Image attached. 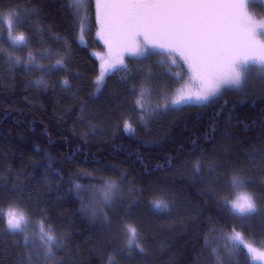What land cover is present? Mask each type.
Listing matches in <instances>:
<instances>
[{
  "label": "trees",
  "instance_id": "obj_1",
  "mask_svg": "<svg viewBox=\"0 0 264 264\" xmlns=\"http://www.w3.org/2000/svg\"><path fill=\"white\" fill-rule=\"evenodd\" d=\"M17 7L33 11L25 20L30 48H21L15 55L26 56L35 48L61 50L63 39L57 40L56 35L69 39L71 52L68 71L45 77L47 88L34 83L40 72L25 71L22 65L12 67L6 55L0 57L3 205L7 207L9 199L19 197L23 190V202L32 220H38L43 210L57 233L66 236L62 255L71 264H107L108 254L123 244L119 227L126 213V222H135L141 230L146 254L134 251L129 258L117 256L115 264H214L212 249H223L224 244L217 236L227 231L225 224L241 230V221L217 203L218 196L228 194L227 179L208 195L211 180L230 169L208 176L209 167L236 164L250 168L246 175L253 183L245 190L264 197V82L256 69L249 74L244 91L230 89L210 103L161 111L141 123L127 93L119 100L106 83L97 90L94 79L99 62L88 45L74 39L77 28L73 27L70 0H0L4 12ZM89 7L91 31L86 41L94 48L98 46L94 43L93 0ZM0 46L13 51L7 44ZM166 62L158 61V54L145 62L144 70L151 66L157 74L149 81L156 89L153 103L165 84L169 91L178 86L168 78ZM122 76L111 75L110 79ZM64 77L69 79L68 88L60 84ZM131 83L140 85V80ZM121 114L134 122V132L123 130ZM203 157L207 159L202 160L197 174L194 164ZM81 172L92 175L83 178L77 175ZM118 178L122 179V192L104 214L94 217L92 211L83 210V205L99 201L103 195L94 193L91 185L102 189L101 181ZM76 184L83 185L84 190L78 191ZM137 197L139 202L131 205ZM159 198L169 201L171 207L155 209L151 202ZM96 207L103 205L97 203ZM258 207L264 209V199ZM213 225L216 231L210 232ZM261 225L264 212L245 222L243 231L254 234L248 238L259 242L264 240ZM17 240L22 237L4 234L0 223V264H20L21 249L14 246ZM220 255L223 257L224 252ZM225 264H248V258L241 255L229 261L225 257Z\"/></svg>",
  "mask_w": 264,
  "mask_h": 264
},
{
  "label": "snow or ice",
  "instance_id": "obj_2",
  "mask_svg": "<svg viewBox=\"0 0 264 264\" xmlns=\"http://www.w3.org/2000/svg\"><path fill=\"white\" fill-rule=\"evenodd\" d=\"M90 3L91 0H70L73 27L77 28L74 39L80 45L86 44V36L91 31ZM257 4L264 6V0H95L96 37L103 40L107 49L104 54H96L100 61L98 75L94 79L97 90L106 77L118 72L124 74L121 79L125 81L140 80L139 90L133 83L127 95L135 96L132 110L139 112L138 121L145 123L147 117L159 115L161 111H178L183 106L203 104L225 89L244 91L253 68L264 82V19H257L251 10ZM30 11L33 10L19 7L10 8L7 12L0 10V45L7 44L13 49L9 52L0 46V57L6 55L12 67L22 65L25 71L40 72L41 77L34 83L37 87L47 88L49 84L45 77L58 71H68L70 41L56 35L57 40L63 39L61 50L53 52L50 47L35 48L29 50L26 56L15 55V51L21 48H30L25 23L26 14ZM40 43H43L42 38ZM157 49L170 61V64H164L169 79L174 83L184 80L185 66L188 79L171 91L168 90L169 85L165 84L164 90L153 103L152 96L156 89L150 87L149 81L157 74L153 73L151 66L146 71L144 68L145 62L151 60ZM129 58L135 60V68L129 67ZM60 84L68 88L69 79L64 77ZM120 119H123V114ZM123 130L126 133L134 132V122L123 119ZM253 155L260 153L254 152ZM203 159L207 157L198 159L194 164L197 174L201 171ZM225 168L230 169V172L211 180L208 195L211 196L216 187L227 179L228 194L218 196L217 203L233 219L241 221V230H237L236 226L228 228L225 224L227 231L217 236V239L224 241L223 249L219 246L212 249L214 264H225V257L230 261L241 255L248 258V264H264V240L258 242L254 238L249 239L248 236L254 234L243 231L245 222L264 212L258 207L264 197L254 192L240 191L253 183L251 177L246 175L250 168L238 167L236 164H213L207 175L212 176ZM77 175L89 178L92 174L81 172ZM101 183L102 189L91 185L94 193L103 192L100 200L83 205V210L92 211L94 217L104 214V210L110 208L122 192L121 178L103 180ZM75 188L84 190L80 184H76ZM139 198L130 201V204L135 205ZM23 200V190L19 197L9 199L7 207L0 199V223L4 225V234L22 237L14 245L21 249L18 254L20 264H71L62 255L63 249L67 247L66 236L57 233L43 210L40 218L33 221L32 213ZM97 203L103 207H96ZM151 203L158 210L171 207V203L164 198ZM127 216L126 213L120 218L124 221L119 227L123 244L108 254L107 264H115L117 256L129 258L134 251L146 254L141 230L135 222H126ZM104 219L108 221L106 214ZM209 231L215 232V226ZM221 251L224 252L223 257Z\"/></svg>",
  "mask_w": 264,
  "mask_h": 264
},
{
  "label": "rangeland",
  "instance_id": "obj_3",
  "mask_svg": "<svg viewBox=\"0 0 264 264\" xmlns=\"http://www.w3.org/2000/svg\"><path fill=\"white\" fill-rule=\"evenodd\" d=\"M93 2H94V5H95V0H93ZM253 12H254V14L256 15V17H257V19H264V6H261V5H256L254 8H252L251 9ZM95 12V11H94ZM96 31H97V26H96V28H95V31H94V33H95V35H96ZM96 39H95V44H97V46L98 47H94V48H92L91 46H90V44L88 43L87 44V41H86V44L85 45H88L89 46V48H91V52H92V55H94V57L98 60V62H99V64H100V61H99V59L97 58V55L96 54H104L106 51H107V49H106V47H105V45H104V42H103V40H100L98 37H95ZM154 52L156 53V54H158V61H161V60H166L167 61V63L168 64H170V61L168 60V58H167V56H165V55H163V54H161L160 53V50L159 49H157V50H154ZM129 62H131V63H129V67L131 68H134L135 67V60H133L132 58H129ZM98 64V65H99ZM174 70H178V69H175L174 68ZM183 72H184V80H181L180 82V84L178 83V86H177V88L178 87H180L182 84H184L185 83V81L188 79V72H187V68H186V66L184 67V69H183ZM98 75V74H97ZM115 75V77H120V76H122L123 75V73L122 72H118V73H116V74H114ZM111 76V75H110ZM131 80L132 79H128L127 81H125V80H123V79H118V80H115V79H110V77H106V79H105V82L104 83H106L107 85L106 86H108L107 88L109 89V90H112V91H115L116 92V97L117 98H119V100L120 99H123L124 97L122 96L124 93H127L126 91L131 87V85H132V83H131ZM175 84V83H174ZM137 85V84H136ZM139 86L140 85H137V91L139 90ZM173 89H175V88H172V90ZM126 90V91H125ZM228 90H230V89H225L224 91H222L218 96H216V97H213V98H211L209 101H207L208 103H210L211 102V100H215V99H219L220 97H222V95L226 92V91H228ZM130 98V102H131V108H132V104H133V99H134V97L133 96H129ZM207 102H204V103H207ZM203 103V104H204ZM240 191H246L245 190V188H242V189H240ZM249 192V191H248ZM33 221H36V220H33ZM249 239H251V238H249ZM257 246H259V245H257Z\"/></svg>",
  "mask_w": 264,
  "mask_h": 264
}]
</instances>
